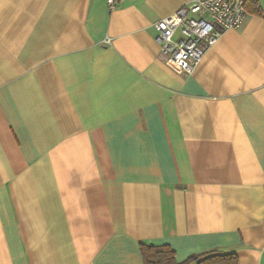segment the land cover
Segmentation results:
<instances>
[{"label":"crops","instance_id":"0c3cea01","mask_svg":"<svg viewBox=\"0 0 264 264\" xmlns=\"http://www.w3.org/2000/svg\"><path fill=\"white\" fill-rule=\"evenodd\" d=\"M190 1L0 0V264H264V0L185 73Z\"/></svg>","mask_w":264,"mask_h":264},{"label":"built area","instance_id":"2783aa9c","mask_svg":"<svg viewBox=\"0 0 264 264\" xmlns=\"http://www.w3.org/2000/svg\"><path fill=\"white\" fill-rule=\"evenodd\" d=\"M125 0H107L113 10ZM247 0H191L155 23V39L164 61L191 73L226 28L239 27L248 15Z\"/></svg>","mask_w":264,"mask_h":264},{"label":"trees","instance_id":"16d2710c","mask_svg":"<svg viewBox=\"0 0 264 264\" xmlns=\"http://www.w3.org/2000/svg\"><path fill=\"white\" fill-rule=\"evenodd\" d=\"M248 13L263 15L260 0H247ZM144 264H205V263H229L237 264L238 255L235 252L210 251L193 254L184 261L176 259V252L169 244L151 245L140 244Z\"/></svg>","mask_w":264,"mask_h":264}]
</instances>
